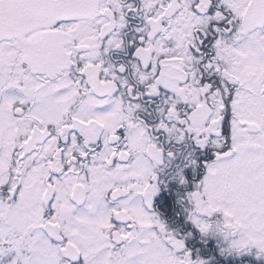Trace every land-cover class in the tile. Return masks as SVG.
Here are the masks:
<instances>
[{"label":"snow or ice","instance_id":"1","mask_svg":"<svg viewBox=\"0 0 264 264\" xmlns=\"http://www.w3.org/2000/svg\"><path fill=\"white\" fill-rule=\"evenodd\" d=\"M264 261V0H0V264Z\"/></svg>","mask_w":264,"mask_h":264},{"label":"flooded vegetation","instance_id":"2","mask_svg":"<svg viewBox=\"0 0 264 264\" xmlns=\"http://www.w3.org/2000/svg\"><path fill=\"white\" fill-rule=\"evenodd\" d=\"M154 209L158 212L161 219L170 224L171 230L179 231L182 236L187 237V248L193 253V256L200 255L204 258L217 256L220 264H241L240 258L219 256L218 248L216 251H213V248L218 243L215 237L210 238V243L208 244L202 243V239L198 233L194 237H188L187 232L192 230V225L186 224V222L181 225L177 222V212L182 210L175 205L173 198L164 197L156 200L154 202ZM244 264H264V261H257L254 256H248Z\"/></svg>","mask_w":264,"mask_h":264},{"label":"rangeland","instance_id":"3","mask_svg":"<svg viewBox=\"0 0 264 264\" xmlns=\"http://www.w3.org/2000/svg\"><path fill=\"white\" fill-rule=\"evenodd\" d=\"M187 223L190 224V222H186V224H187ZM168 225H169V228H171V227H170V224H168ZM184 226H185V224H184ZM184 226H183V227H184Z\"/></svg>","mask_w":264,"mask_h":264}]
</instances>
